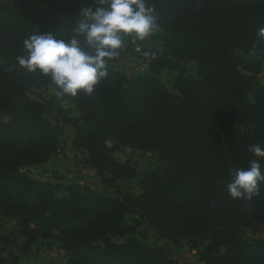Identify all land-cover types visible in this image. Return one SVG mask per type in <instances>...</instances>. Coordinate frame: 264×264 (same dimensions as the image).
I'll return each mask as SVG.
<instances>
[{"label": "trees", "instance_id": "obj_1", "mask_svg": "<svg viewBox=\"0 0 264 264\" xmlns=\"http://www.w3.org/2000/svg\"><path fill=\"white\" fill-rule=\"evenodd\" d=\"M31 1L0 0V214L15 221L23 249L57 242L67 264H176L166 246L139 241L149 225L177 246L203 243L204 264H264V238L240 234L264 223V182L251 200L227 190L253 160L264 174V157L249 151L264 149L263 61L246 57L264 52V0H147L165 51H147V70L128 79L112 69L118 50L91 95L63 97L79 114L74 121L58 108L63 123L47 117L52 105L36 93L53 89L50 78L17 57L37 32L70 39L80 8L97 0H39L37 9ZM183 63H194L198 78L178 74L175 94L157 75ZM65 122L105 192L28 174L55 158ZM127 151L157 155L160 165L140 172L113 157ZM133 181L138 194L127 187ZM3 252L0 264L18 263Z\"/></svg>", "mask_w": 264, "mask_h": 264}, {"label": "rangeland", "instance_id": "obj_2", "mask_svg": "<svg viewBox=\"0 0 264 264\" xmlns=\"http://www.w3.org/2000/svg\"><path fill=\"white\" fill-rule=\"evenodd\" d=\"M31 2L33 3L32 9L45 5L43 4L44 2L39 0ZM163 35V32L158 29L151 36L143 40L137 39L133 41L132 36H124V46L121 49L123 54L122 59L114 63L112 69L124 73L128 79L135 77L138 73L145 72L149 64L147 51L150 53H163L165 51ZM239 54L243 55L242 53ZM246 57L263 61L261 77L264 81V52H252L246 55ZM178 74L191 81L198 78L197 68L194 63L180 64L177 71L165 70L162 73H158L157 77L172 93L176 94L177 92L173 84ZM36 93L52 105L47 112V117L52 122L59 121L63 123V115L59 116L58 108L65 111L66 118L74 121L79 119V114L75 111L74 105L65 101L64 98L62 100L58 99L51 88L42 89L36 91ZM248 99L251 103L254 102L252 95ZM2 119L6 121V118ZM241 130L246 132L248 129L241 127ZM73 134L72 125L65 122L59 137V148L55 158L45 165L29 169L28 174L42 183H48L49 179H58L60 183H65L66 185L79 183L82 186L105 192L100 177L84 161V152L73 149ZM108 146L112 147L113 143L109 142ZM113 157L119 161L130 162L140 172L160 165L158 156L150 153L132 151L124 153L114 152ZM55 176H58V178H55ZM128 186L134 193H139L134 181L129 182ZM17 231L18 228L15 221L4 218L0 214V248L4 249L3 256L17 259V264H67V257L57 242L49 244V242L40 241L38 244H34L29 251H25L23 249L24 239L18 235ZM240 234L246 239L264 238V223L257 222L251 227L242 228ZM136 236L144 244L166 246L171 257L175 259L176 264H204L202 256L204 244L198 240H183L177 246L171 240L160 238L149 225L142 226Z\"/></svg>", "mask_w": 264, "mask_h": 264}, {"label": "clouds", "instance_id": "obj_3", "mask_svg": "<svg viewBox=\"0 0 264 264\" xmlns=\"http://www.w3.org/2000/svg\"><path fill=\"white\" fill-rule=\"evenodd\" d=\"M157 30L155 9L147 0H97L80 8L70 39L43 32L32 34L23 41L25 54L18 56L17 62L30 73L49 77L58 99L80 93L91 95L108 76V62L119 57L124 36L143 40ZM257 34V44L264 43V27ZM249 151L264 157L259 145L251 146ZM232 176L227 190L233 199L251 200L260 194L264 174L258 161L235 170Z\"/></svg>", "mask_w": 264, "mask_h": 264}]
</instances>
